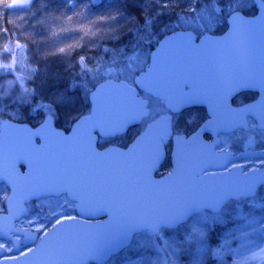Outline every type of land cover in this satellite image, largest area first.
I'll return each mask as SVG.
<instances>
[{"label":"snow or ice","instance_id":"1","mask_svg":"<svg viewBox=\"0 0 264 264\" xmlns=\"http://www.w3.org/2000/svg\"><path fill=\"white\" fill-rule=\"evenodd\" d=\"M84 2L71 0L70 7ZM49 3L0 0V8L27 11L42 4L39 12ZM138 7L133 27L116 36L126 42L104 49L107 61L89 67L84 56L69 60L66 75L51 76L47 94L0 88V211H23L29 197L49 201L28 219L30 228L10 229L24 235L0 242V264H106L131 244L141 218L178 223L184 217L176 210L217 179L202 137L221 131L226 120L243 126L245 116H259L256 127L264 136V0H142ZM121 15L117 9L108 19L118 22ZM162 16L172 19L158 26ZM204 105L211 118H192L185 122L190 131H181L184 111ZM61 119L66 127L55 131ZM133 127L138 131L123 151L117 141ZM173 155L175 167L164 180H153ZM257 160L259 167L253 161L225 171L231 176L233 168L242 169L248 180L264 172V156ZM260 189L264 179L238 194L255 196ZM6 236L0 229V241ZM262 245L264 234L256 243L264 253ZM251 260L264 264V254Z\"/></svg>","mask_w":264,"mask_h":264},{"label":"rangeland","instance_id":"2","mask_svg":"<svg viewBox=\"0 0 264 264\" xmlns=\"http://www.w3.org/2000/svg\"><path fill=\"white\" fill-rule=\"evenodd\" d=\"M141 3L142 0H85L70 7L71 0L69 4L51 0L47 11H37L42 4H35L27 11L0 8L4 20V25L0 26V88L17 95L25 88L47 94L51 90V76L66 75L65 65L69 60L84 56L91 60L89 67L107 61L110 57L104 49L126 42L127 37L118 41L116 36L121 29L133 27L135 18L140 15L138 5ZM117 9L128 18L121 15L118 22L108 19L117 15ZM169 19L172 17H160L158 26ZM161 35L163 30L158 37ZM61 48L65 52L61 53ZM249 98L240 97L243 101ZM248 124L253 126L228 134L220 147H229L233 153L264 152V136L259 134L253 120L248 119ZM54 126L60 130L66 127L62 119L54 122ZM253 161L260 166L258 160L239 165L249 168ZM168 171L169 166L161 172ZM48 204L44 199L28 203L17 227L30 228L28 219H35L37 209L47 208ZM262 234L264 189L251 198L227 201L217 213L197 211L176 227L160 228L155 234L147 230L138 232L131 244L110 256L106 264H165L167 259V264H254L253 253L264 254L256 247Z\"/></svg>","mask_w":264,"mask_h":264},{"label":"water","instance_id":"3","mask_svg":"<svg viewBox=\"0 0 264 264\" xmlns=\"http://www.w3.org/2000/svg\"><path fill=\"white\" fill-rule=\"evenodd\" d=\"M225 32L222 33V35H224ZM222 35H219V36H222ZM253 47H254V54L256 56H259L261 54V38L260 37L255 38ZM229 54L230 53H227V52L225 53V55H229ZM257 99H259V97H257ZM204 106L206 107V110L208 112V105H204ZM247 117H252L256 121V124L258 125L262 123L259 116H255V117L245 116L244 117L245 121L247 120ZM247 126L248 124L246 123L243 126H240L239 124H234L232 121L227 120L226 122H224L223 128L220 132H222L223 134H226L232 131H236L238 128L247 129ZM53 129L55 131L63 132L61 130L56 129L54 125H53ZM204 142L211 146L210 155L207 160L209 164L208 170L211 172L217 173V179L214 181H208L203 187H201L198 191L194 193L192 199L188 200L183 205V207L176 210L177 213L183 214V217H184L178 223L160 224L158 218H152V217L141 218L138 221V224H140L141 226L137 229L136 233L144 231V230H148L152 233H155L160 228L176 227V225L186 222L188 217H190L191 215H193L199 210H207V211L209 210L211 212L217 213L219 209L222 207V205L225 203V201L229 199H238L240 197H246V196H241L238 193L246 191L250 185H252L253 183L259 182L261 179H264V172L258 173L255 176H253L250 173L249 179L245 180L243 177L239 175L242 169L233 168L231 176H229V174L225 171V168L228 167L229 164H233L235 161H237L240 158L247 159V160L249 159L257 160V157L264 156V153L256 152V151H249V152L241 153L240 156H238V158H234L229 152H227L226 154L215 153L214 147H215L216 142H207L206 140H204ZM131 143L128 145V147H131ZM121 150L127 151V148H124V149L121 148ZM174 151H175V145L173 144V153ZM170 161H171V168L169 171H171L172 168L175 167L174 155L170 156ZM156 173L157 171H154L152 173V179L155 181H162L168 175V173H166L162 177L158 178L155 176ZM221 173H223L226 179H223V180L219 179V176ZM247 197H251V196H247ZM34 199H37V198L29 197L22 204L21 207L23 211H21L20 209H14L12 213L4 211L2 214H0V229H3L7 233V236L4 238L3 241H7L8 238H11V240L15 242L16 241L15 237L17 236L23 237L24 235L23 232L13 233L10 231V229H17L16 223L24 217V214L26 212L25 211L26 203ZM40 199H43V197H41ZM101 219L107 220V217H101ZM168 219L170 220L172 219V217H168ZM154 226H155V230H154ZM37 243H39V241H37ZM122 249L119 251H122ZM119 251L115 253H118Z\"/></svg>","mask_w":264,"mask_h":264},{"label":"flooded vegetation","instance_id":"4","mask_svg":"<svg viewBox=\"0 0 264 264\" xmlns=\"http://www.w3.org/2000/svg\"><path fill=\"white\" fill-rule=\"evenodd\" d=\"M217 36H219V31L217 32ZM250 99L251 98L246 100V102L249 101ZM193 116H195V118H199V119H209V118H211L208 115V112H207L205 106H201V107H198V108H195V109H191V110H185L184 113H183V119L180 121L181 131H190V128L185 126V122L187 121V119L193 118ZM250 118H251V120H253L252 117H248L247 118V124H248V119H250ZM240 130L246 131V129L245 130L244 129H237V131H240ZM257 130L259 131L260 129L257 128ZM137 131H138L137 128H135V127L131 128L125 137H123V138H121V139H119L117 141V145L116 146H119L120 148H125L124 145H129V143L133 140V136L136 134ZM237 131H233V132H230V133H234V132H237ZM230 133L223 134L220 131L219 132H213V133L209 134L210 138L208 136H205V137H203V139L206 140L207 142H216L215 147H214V152L215 153L225 154V153L229 152V153H231L232 157L238 158V156H240V154L245 152V151H239L238 153H233L232 151H230L229 147H227V149H223V147H220L222 139L224 137L228 136V134H230ZM248 161L249 160H247V159H241L240 158L237 161H235L233 164L239 165L241 163L248 162ZM164 163L165 164H163V167H162L161 171H163L164 167H167V166L170 167V164H171L170 157L168 159H166L164 161ZM233 164H231V165H233ZM161 171H160V173H158V176H162L164 174V173L162 174Z\"/></svg>","mask_w":264,"mask_h":264},{"label":"trees","instance_id":"5","mask_svg":"<svg viewBox=\"0 0 264 264\" xmlns=\"http://www.w3.org/2000/svg\"><path fill=\"white\" fill-rule=\"evenodd\" d=\"M2 22H4V20H3V19H2V20H0V26H1V27L4 25V23H2Z\"/></svg>","mask_w":264,"mask_h":264}]
</instances>
